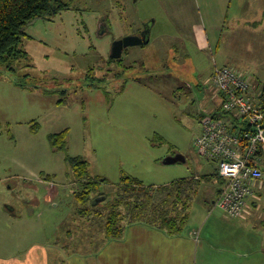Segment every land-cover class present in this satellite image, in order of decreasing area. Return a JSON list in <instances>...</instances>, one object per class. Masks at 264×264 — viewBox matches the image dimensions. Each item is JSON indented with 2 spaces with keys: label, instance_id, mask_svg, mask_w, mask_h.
Returning a JSON list of instances; mask_svg holds the SVG:
<instances>
[{
  "label": "rangeland",
  "instance_id": "rangeland-1",
  "mask_svg": "<svg viewBox=\"0 0 264 264\" xmlns=\"http://www.w3.org/2000/svg\"><path fill=\"white\" fill-rule=\"evenodd\" d=\"M159 1L74 0L26 26L21 48L28 58L14 71L0 66V251L16 247L14 207L29 217L30 236L46 244L52 264H201L189 231L210 216L224 219L213 203L217 165L193 146L201 118L217 105L208 79L215 65L232 64L252 75L254 90L264 87V30L227 38L224 56L191 43L183 49L174 38L157 36L171 28ZM154 19L148 43L110 60L114 40ZM63 130L65 148L54 149L49 135ZM176 152L186 160L162 162ZM67 156L87 160L90 175L105 178L101 190L111 196L124 175L157 186L197 176L182 231L123 219L119 237L103 238L97 224L79 213L83 205L73 194L77 184ZM130 201L123 212L136 205Z\"/></svg>",
  "mask_w": 264,
  "mask_h": 264
},
{
  "label": "crops",
  "instance_id": "crops-1",
  "mask_svg": "<svg viewBox=\"0 0 264 264\" xmlns=\"http://www.w3.org/2000/svg\"><path fill=\"white\" fill-rule=\"evenodd\" d=\"M159 3L164 20L170 22L171 28L160 30L157 36L174 38V43L177 42L175 46L183 49L191 43L198 51L215 49L224 56L230 52L227 38H251L258 30H264V0H160ZM155 22V19L151 21L150 31ZM106 28L109 29L107 25ZM141 29L133 34H140ZM232 44L236 46L234 42ZM228 66L252 76L245 68L232 64ZM217 180L220 186H217L215 199L221 187L220 179ZM249 205V210L241 217L230 218L221 211L223 220L210 216L200 228L189 231L188 240L194 242L196 258H200L201 264H264V180ZM9 214L16 222L15 235L18 239L14 251H0V264H52L46 244L30 236L32 231L26 220L29 217L18 215L14 207L9 208ZM19 223L23 225L21 232L18 231ZM207 225L210 227L207 228ZM195 231L197 235H194ZM97 255L92 256L95 259Z\"/></svg>",
  "mask_w": 264,
  "mask_h": 264
},
{
  "label": "trees",
  "instance_id": "trees-1",
  "mask_svg": "<svg viewBox=\"0 0 264 264\" xmlns=\"http://www.w3.org/2000/svg\"><path fill=\"white\" fill-rule=\"evenodd\" d=\"M73 1L0 0V66L14 71L19 60L28 58V53L21 48L26 26L52 12L68 9ZM120 59L110 58L112 61ZM66 137V130L52 133L49 135L50 145L54 149H63ZM67 161L77 184L73 191L74 197L83 205L79 213L89 216L88 219L97 224L103 238L119 237L123 231V219L148 221L166 229L170 234L182 231L189 217L190 201L200 179L180 178L169 184L154 186L124 175L115 185L116 191L111 196L101 190L102 184H106L107 180L90 175L87 160L81 156H67ZM99 196H105L104 200L93 205L92 200ZM131 199L136 205L128 214L121 207L125 205L126 209L129 208Z\"/></svg>",
  "mask_w": 264,
  "mask_h": 264
},
{
  "label": "built area",
  "instance_id": "built-area-1",
  "mask_svg": "<svg viewBox=\"0 0 264 264\" xmlns=\"http://www.w3.org/2000/svg\"><path fill=\"white\" fill-rule=\"evenodd\" d=\"M248 78L232 66H214L208 81L217 105L193 139L196 153L217 165L221 187L214 204L230 218L247 213L264 180V87L254 90Z\"/></svg>",
  "mask_w": 264,
  "mask_h": 264
},
{
  "label": "water",
  "instance_id": "water-1",
  "mask_svg": "<svg viewBox=\"0 0 264 264\" xmlns=\"http://www.w3.org/2000/svg\"><path fill=\"white\" fill-rule=\"evenodd\" d=\"M149 33L150 24H146L140 34H128L122 38L114 40L111 45L110 58L119 59L121 58L124 49L127 47L148 43ZM185 160L186 158L182 153L176 152L172 155L166 156L162 162L164 164H174L177 162H184ZM104 198L105 196L96 197L92 200V204H97L104 200Z\"/></svg>",
  "mask_w": 264,
  "mask_h": 264
},
{
  "label": "flooded vegetation",
  "instance_id": "flooded-vegetation-1",
  "mask_svg": "<svg viewBox=\"0 0 264 264\" xmlns=\"http://www.w3.org/2000/svg\"><path fill=\"white\" fill-rule=\"evenodd\" d=\"M101 28L104 30V31H107V28H106V25L101 23ZM144 28H142L139 33L143 30Z\"/></svg>",
  "mask_w": 264,
  "mask_h": 264
}]
</instances>
